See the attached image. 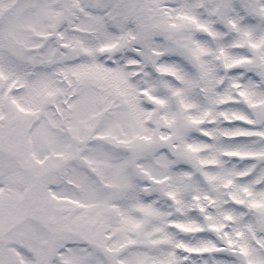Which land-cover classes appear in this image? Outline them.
Here are the masks:
<instances>
[{
    "label": "snow or ice",
    "instance_id": "snow-or-ice-1",
    "mask_svg": "<svg viewBox=\"0 0 264 264\" xmlns=\"http://www.w3.org/2000/svg\"><path fill=\"white\" fill-rule=\"evenodd\" d=\"M0 264H264V0H0Z\"/></svg>",
    "mask_w": 264,
    "mask_h": 264
}]
</instances>
